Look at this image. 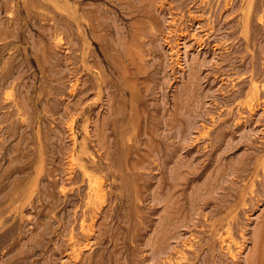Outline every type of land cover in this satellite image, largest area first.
<instances>
[{
	"label": "rangeland",
	"instance_id": "rangeland-1",
	"mask_svg": "<svg viewBox=\"0 0 264 264\" xmlns=\"http://www.w3.org/2000/svg\"><path fill=\"white\" fill-rule=\"evenodd\" d=\"M0 264H264V0H0Z\"/></svg>",
	"mask_w": 264,
	"mask_h": 264
},
{
	"label": "bare ground",
	"instance_id": "bare-ground-1",
	"mask_svg": "<svg viewBox=\"0 0 264 264\" xmlns=\"http://www.w3.org/2000/svg\"><path fill=\"white\" fill-rule=\"evenodd\" d=\"M99 190V189H98Z\"/></svg>",
	"mask_w": 264,
	"mask_h": 264
}]
</instances>
